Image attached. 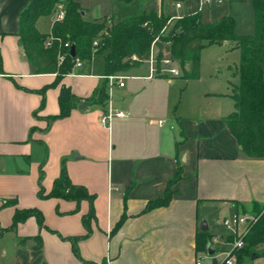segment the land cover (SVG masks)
<instances>
[{
	"label": "crops",
	"instance_id": "crops-1",
	"mask_svg": "<svg viewBox=\"0 0 264 264\" xmlns=\"http://www.w3.org/2000/svg\"><path fill=\"white\" fill-rule=\"evenodd\" d=\"M29 1L0 0V264H194L202 254L196 237L203 222L217 247L228 243L230 234L215 216L264 205V159L245 158L224 124L233 112L238 67L228 69L232 79L215 78L203 87L192 84H199V75L179 90L178 99L171 92L176 79H148L146 65L129 69L118 75L123 87L110 91L121 98L114 108L126 117L113 119L106 131L99 123L106 101H93L104 81L109 94L103 58L73 68L55 86V74H34L18 42L19 17ZM155 1L167 17L200 11L199 0L196 10L191 0L179 9ZM103 12L83 9L86 21L108 22ZM55 22L54 12L40 17L36 29L49 36ZM96 59L102 67L95 74ZM61 86L77 106L43 132L47 118L59 113ZM44 158L45 194L64 165L72 185L93 196V217L85 224L88 201L37 198ZM178 167L181 178L171 185L168 203L148 209L149 202L164 198ZM16 209L39 211L43 228L31 217L6 231ZM244 260L264 264V255Z\"/></svg>",
	"mask_w": 264,
	"mask_h": 264
},
{
	"label": "trees",
	"instance_id": "trees-1",
	"mask_svg": "<svg viewBox=\"0 0 264 264\" xmlns=\"http://www.w3.org/2000/svg\"><path fill=\"white\" fill-rule=\"evenodd\" d=\"M112 1L117 22L106 27L103 22L86 21L82 15L83 10L75 0H30L19 17L18 42L28 63L33 67L34 74H55L53 84L55 86L71 73L76 60L88 64L93 57H102L103 75L118 76L147 61L150 45L159 37L160 43L156 44L159 51L157 60L168 57L161 55V51H166L172 59L179 62L183 72L180 79L189 81L199 77V53L204 47L232 43L231 49L240 53L238 83L232 86L230 98L233 101V112L224 119V124L245 158L264 159V0H249L253 21V34L250 36H238L237 23L231 17H223L211 24H202L197 13L173 20V24L167 27L169 18L155 7L141 8L144 0ZM159 1L161 5L184 2V0ZM58 6L63 7V20L53 24L49 36L39 33L36 29L37 20L56 12ZM164 27H167V31L161 34ZM49 37L53 38L50 49L45 47ZM94 42H97V47H93ZM168 42L171 45L167 47L164 44ZM65 44L74 46L75 59H72L68 50L63 48ZM60 55H64V59L58 64ZM1 64L0 57V74ZM106 84L104 81L97 90L94 103L102 105L106 101ZM58 104L59 113L47 118V127L42 130L43 132L49 129L53 121L68 117L77 106L76 99L64 86L60 87ZM44 162L45 158L39 165L38 197L76 203L88 201L90 210L88 216L84 218L85 224L93 217V196L89 195L85 188L72 185L64 165L59 178L53 183L51 192L45 194L41 185ZM180 178L181 170L178 167L169 182L164 198L149 202L148 209L166 205L171 198V185ZM241 213L260 217L245 236L244 247L236 253L235 264H242L245 256L264 255V205L241 207ZM31 217L35 218L39 228H43V216L39 211L16 209L12 223L6 231L15 229L18 224ZM211 241L212 237L207 232H199L196 237V250L204 253ZM227 241L231 242L232 237H228ZM259 248H262L263 252L258 253ZM73 251L77 255L75 246Z\"/></svg>",
	"mask_w": 264,
	"mask_h": 264
},
{
	"label": "rangeland",
	"instance_id": "rangeland-1",
	"mask_svg": "<svg viewBox=\"0 0 264 264\" xmlns=\"http://www.w3.org/2000/svg\"><path fill=\"white\" fill-rule=\"evenodd\" d=\"M80 4V8L83 10H96V8H100L101 10H104L105 19L109 20V23L103 21L106 27L112 26L117 22V19L115 17L113 18V12L115 10V6L112 0H77ZM191 7L195 10L198 8L197 2H194V0H191ZM60 5V4H59ZM63 5V3H61ZM149 6H153L158 10V5L156 1H150L147 2L144 0L141 4V8L145 9ZM171 8V7H169ZM58 7H56V15H57ZM175 10V9H174ZM200 21L202 24H211L219 21L223 17H231L235 20L237 23V30L236 33L239 36H250L253 34V23H252V6L247 0H222V3H215L214 1L210 4L204 5L200 8V11L198 12ZM164 15V14H163ZM165 16V15H164ZM167 17V16H165ZM169 19L176 18L173 16L168 17ZM173 24V21L171 25ZM164 35V34H163ZM170 43V42H169ZM171 43L168 45L170 46ZM152 46V43L150 45V48ZM167 46V47H168ZM158 50H157V58H158ZM161 55L169 56L166 51H161ZM161 60V59H160ZM171 60L174 61L176 67L179 71L178 78L183 75L181 66L178 61H175L171 58ZM240 60V53L238 50H233L229 47H220V45H213V46H206L204 47L200 53H199V75L200 80L198 83H192L194 86H200L203 87L205 85H208L213 79L216 78V80H224L226 78H229V76L232 79L231 72H228V69L234 70L235 67H238ZM160 61H158L159 64ZM141 65H146V61H143ZM93 67V73H99L100 69L102 67V60L96 59L92 63ZM237 78H235L236 80ZM191 81V80H189ZM184 79H176L174 84V90L171 89V92H173V95L178 99L179 97V90L183 89V87L186 86V83L189 82ZM124 83L128 84V81H124ZM175 98V99H176ZM118 104V103H117ZM45 163V162H44ZM44 167V165H43ZM42 167V170H43ZM39 170V169H38ZM39 177H40V170H39ZM44 179V172L42 179ZM43 188V186H42ZM38 193V192H37ZM39 200L45 201L46 199H42L38 197ZM215 219L219 221L222 220L221 215H216ZM205 264H208V261L206 260L204 262ZM242 264H253L250 260H244Z\"/></svg>",
	"mask_w": 264,
	"mask_h": 264
},
{
	"label": "built area",
	"instance_id": "built-area-1",
	"mask_svg": "<svg viewBox=\"0 0 264 264\" xmlns=\"http://www.w3.org/2000/svg\"><path fill=\"white\" fill-rule=\"evenodd\" d=\"M215 3H221L222 0H199V7H203L204 5L210 4L212 2ZM175 7L177 9L180 8V4H175ZM64 18L63 14V7L58 6L57 15H56V22H61ZM179 18H172L167 21L166 26H170L173 20H176ZM109 23V21L107 22ZM167 27H164L161 31V34L163 32L167 31ZM174 36V35H173ZM53 43V38L49 37L45 43V47L50 49ZM157 43H160L159 37L155 38V40L152 43V46L150 48V55L149 59L146 61L147 68H148V79L153 78H163L168 81H173L175 79H178L179 71L176 67L173 60L166 57L160 60L158 64L157 60ZM170 43L164 44L165 46H168ZM93 47H97V42L93 43ZM64 49L70 50V46L68 44H65L63 46ZM69 54V53H68ZM64 59V55H60L58 57V64H61ZM135 60V58H132ZM82 62L79 60H76L74 63L73 68H81ZM107 80L109 82V94L107 95L106 99V105L104 108V111L100 115L99 123L101 127L109 131L111 127V123L113 119H123L126 117V115L114 108V96L112 95L111 88L114 85H117L119 88L123 87V78L118 76H109L107 77ZM160 124H162L160 122ZM260 215H254V214H233L230 216H226L221 220L222 227L230 234V237H232V241L228 243H222L221 247H217V244L219 243L217 240H212L211 243H209L212 248L214 249V255L212 257H207L206 253H202L199 255L196 260L194 261V264H205L204 262L207 260L208 264H213L212 260L215 259V264H235L236 262V253L243 249L244 247V238L249 232L250 228L258 221Z\"/></svg>",
	"mask_w": 264,
	"mask_h": 264
},
{
	"label": "water",
	"instance_id": "water-1",
	"mask_svg": "<svg viewBox=\"0 0 264 264\" xmlns=\"http://www.w3.org/2000/svg\"><path fill=\"white\" fill-rule=\"evenodd\" d=\"M82 15H83V13H82ZM182 36H183V34L181 33V34H180V37H182ZM69 56H70L72 59H75V57H76V53H75V48H74V46H71V47H70V50H69ZM114 101H115V102H120V101H121V98H119L118 96H115V97H114ZM83 107H84V105H81V106H80V108H83ZM200 230H201L202 232H205V231L207 230V227H206V225H205L204 222L201 224ZM205 253H206V256H207V257H212V256L214 255V249L212 248V246H211L210 244L207 245ZM252 258H254V256H252ZM215 262H216V260L213 259V260H212V263L215 264Z\"/></svg>",
	"mask_w": 264,
	"mask_h": 264
}]
</instances>
